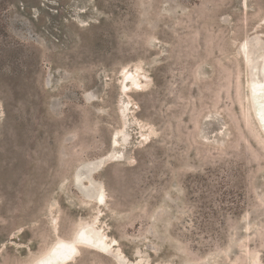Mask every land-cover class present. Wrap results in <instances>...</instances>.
I'll return each mask as SVG.
<instances>
[{"label": "rangeland", "instance_id": "1", "mask_svg": "<svg viewBox=\"0 0 264 264\" xmlns=\"http://www.w3.org/2000/svg\"><path fill=\"white\" fill-rule=\"evenodd\" d=\"M256 38L264 0H0V264L96 216L131 261L264 264Z\"/></svg>", "mask_w": 264, "mask_h": 264}, {"label": "bare ground", "instance_id": "2", "mask_svg": "<svg viewBox=\"0 0 264 264\" xmlns=\"http://www.w3.org/2000/svg\"><path fill=\"white\" fill-rule=\"evenodd\" d=\"M259 39L256 38L253 41L251 55L247 56L246 65L250 71L248 81L249 102L254 118L264 134V124L261 123L257 115L258 112H261L262 116H264V42ZM123 73H125V78L131 75L126 73V71H123ZM135 78L137 79V76ZM135 84L136 82H133V87H136L134 86ZM115 142H117V139ZM103 163L104 160L100 159L98 162L81 165V169L86 171V178L88 179L87 190H82V194L86 199L94 200L99 206L104 204V187L94 181L91 175L99 171ZM99 224L97 216L91 221L82 222L70 239L59 238L32 264H75L82 255V249L107 256L113 259L115 264H147L141 259L134 261L128 259L119 247L118 241L111 238Z\"/></svg>", "mask_w": 264, "mask_h": 264}, {"label": "water", "instance_id": "3", "mask_svg": "<svg viewBox=\"0 0 264 264\" xmlns=\"http://www.w3.org/2000/svg\"><path fill=\"white\" fill-rule=\"evenodd\" d=\"M257 115H258V117H259L261 123L264 124V116H262L261 112H260V113L258 112Z\"/></svg>", "mask_w": 264, "mask_h": 264}]
</instances>
